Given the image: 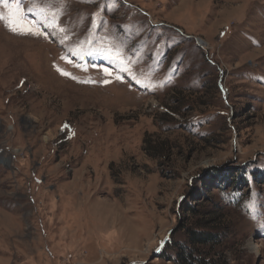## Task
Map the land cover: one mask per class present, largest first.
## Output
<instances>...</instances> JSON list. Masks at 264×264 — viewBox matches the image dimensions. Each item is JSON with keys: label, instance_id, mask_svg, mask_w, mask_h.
I'll return each instance as SVG.
<instances>
[{"label": "rangeland", "instance_id": "1", "mask_svg": "<svg viewBox=\"0 0 264 264\" xmlns=\"http://www.w3.org/2000/svg\"><path fill=\"white\" fill-rule=\"evenodd\" d=\"M0 14V264H264V0Z\"/></svg>", "mask_w": 264, "mask_h": 264}, {"label": "trees", "instance_id": "2", "mask_svg": "<svg viewBox=\"0 0 264 264\" xmlns=\"http://www.w3.org/2000/svg\"><path fill=\"white\" fill-rule=\"evenodd\" d=\"M222 173H216L212 177V181L217 185V188H220L222 190L223 187H226V182H224L222 178ZM222 181L224 184H222ZM226 183V184H225ZM241 182L238 180L235 187L240 188ZM188 211H191L193 215H195L198 212V209L196 207L190 205L188 206ZM212 223V222H211ZM216 224V223H214ZM221 225L222 224H216ZM214 225H211L210 222H205L203 220H200V223L196 225V227L193 229H190L191 237L188 239L189 242L183 243L182 246L178 248V258L177 261L180 264H217L210 262L206 256H202L201 251H199L198 247L199 245H219L220 244V237L222 233H212L213 229L215 230L217 227H211ZM223 228V227H221ZM219 230V229H218ZM164 253V252H163Z\"/></svg>", "mask_w": 264, "mask_h": 264}, {"label": "snow or ice", "instance_id": "3", "mask_svg": "<svg viewBox=\"0 0 264 264\" xmlns=\"http://www.w3.org/2000/svg\"><path fill=\"white\" fill-rule=\"evenodd\" d=\"M2 19H4V16H3V14H0V20H2ZM9 23L11 24V23H13V21L10 19V20H9ZM60 30H61V31H64L63 28H61ZM28 31H31V29L29 28ZM105 74H106V75H111V72H109L107 69H105Z\"/></svg>", "mask_w": 264, "mask_h": 264}, {"label": "bare ground", "instance_id": "4", "mask_svg": "<svg viewBox=\"0 0 264 264\" xmlns=\"http://www.w3.org/2000/svg\"><path fill=\"white\" fill-rule=\"evenodd\" d=\"M252 248H253L254 250H257V246L252 245Z\"/></svg>", "mask_w": 264, "mask_h": 264}]
</instances>
